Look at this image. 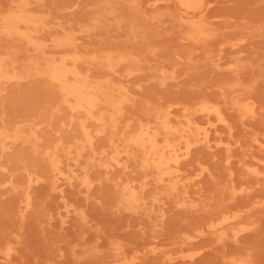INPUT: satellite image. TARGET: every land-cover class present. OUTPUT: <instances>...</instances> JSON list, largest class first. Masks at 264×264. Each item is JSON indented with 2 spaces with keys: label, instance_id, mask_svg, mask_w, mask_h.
Masks as SVG:
<instances>
[{
  "label": "rangeland",
  "instance_id": "rangeland-1",
  "mask_svg": "<svg viewBox=\"0 0 264 264\" xmlns=\"http://www.w3.org/2000/svg\"><path fill=\"white\" fill-rule=\"evenodd\" d=\"M37 1L48 43L66 29L87 57L122 52L140 59L110 76L128 93L123 111L134 123L147 107L212 103L223 109L227 125L200 124L211 146L198 145L180 161L178 199L168 197L138 160L112 152L105 137L94 139L104 156L77 158V123L57 88L37 75L40 67L28 65L31 48L0 42V57L19 52L15 69L0 79V130L38 138L37 151L0 141V264H264V0H204L206 39L189 45L169 0ZM105 2L117 18L104 15ZM9 3L0 0V12ZM14 73L22 79H9ZM90 73L104 77L99 69ZM234 96L252 105L255 116L230 108ZM53 146L62 166L55 174L41 153ZM86 170L89 188L80 183ZM125 184L139 197L133 209L118 203ZM221 221L226 229L219 239L208 226Z\"/></svg>",
  "mask_w": 264,
  "mask_h": 264
},
{
  "label": "bare ground",
  "instance_id": "bare-ground-1",
  "mask_svg": "<svg viewBox=\"0 0 264 264\" xmlns=\"http://www.w3.org/2000/svg\"><path fill=\"white\" fill-rule=\"evenodd\" d=\"M169 1L179 11L176 21L187 30L182 36L186 44L205 40L207 35L205 23L200 20L207 9L204 0ZM7 8L6 11L0 12V42L20 41L31 48L33 54L27 56L28 65L40 67L37 69V75L57 88L62 106L70 113L71 120L77 123L79 137L75 142L76 157H81L83 152L94 159L104 156V152L98 151L95 147L94 139L105 137L107 147L112 149V152H123L128 158L138 160L145 176L150 177L154 184L162 188L166 196L178 199L181 160L190 157L193 149L198 145L208 148L211 146L209 130L200 124L218 122L226 126L223 109L218 104L212 103H202L190 110L179 108L162 111L157 107H147L144 110L145 118L134 123L132 117L127 116L123 111V104L129 101L128 93L123 88L116 87L110 76L115 74L119 67L140 64L139 58L122 52H103L99 56L87 57L85 50L79 48L66 29L61 30L62 37L51 38L48 43L43 38L46 32L44 22L46 15H40L39 1L10 0ZM104 9V15L117 18L118 14L116 15L110 3L105 2ZM55 53L66 54L56 58ZM18 55L19 52L14 50L0 57V79L5 78L8 69H15ZM91 68L102 70L104 77L100 79L93 77L90 73ZM134 71L137 72L135 68ZM8 78L16 81L22 79L21 75L15 73ZM228 91L237 93L236 88H229ZM239 100L236 96L232 97L229 102L230 108L242 117L246 114L254 117L255 111L252 105H241ZM225 102L223 101L224 104ZM175 114L177 115L173 116ZM90 125L94 127L93 131L89 130ZM12 132L10 136L4 130H0V141L10 139L11 145L20 143L30 146L35 151L38 150L37 136L26 137L17 128ZM225 149L227 151L228 147ZM41 153L46 159L49 171L54 174L60 173L62 166H60L59 148L53 146L42 150ZM98 155L99 157L96 158L95 156ZM113 162L119 165L115 159ZM256 162L257 160L254 163ZM249 173L255 177L259 175L255 170ZM89 175L87 170L81 174L80 183L85 188L92 185ZM134 190L133 186L122 185L119 191V205L129 209L136 207L139 197ZM245 197L247 198L246 195ZM29 201V195L25 194L26 207L30 205ZM177 202L181 204L183 201L181 202L180 199ZM208 229L209 233L219 232V239H222L226 225H223V221L217 224L211 223Z\"/></svg>",
  "mask_w": 264,
  "mask_h": 264
}]
</instances>
